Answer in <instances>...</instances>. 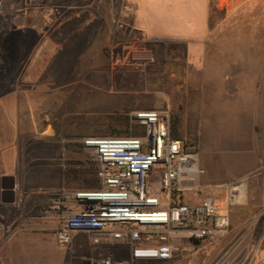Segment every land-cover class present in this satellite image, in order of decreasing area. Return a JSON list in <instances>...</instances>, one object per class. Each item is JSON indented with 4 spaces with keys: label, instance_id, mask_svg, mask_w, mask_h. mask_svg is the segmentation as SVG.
<instances>
[{
    "label": "rangeland",
    "instance_id": "374dc122",
    "mask_svg": "<svg viewBox=\"0 0 264 264\" xmlns=\"http://www.w3.org/2000/svg\"><path fill=\"white\" fill-rule=\"evenodd\" d=\"M215 103L238 109L212 116ZM148 110L178 116L185 144L210 154L228 135L217 124L228 129L239 113L236 149L251 150L247 137L261 157L246 199L226 237L177 240L175 257L253 264L264 244V0H0V179L16 184L0 209V264L105 255L89 242L57 244L43 227L51 197L75 174L96 188L84 140L131 135L129 114Z\"/></svg>",
    "mask_w": 264,
    "mask_h": 264
},
{
    "label": "built area",
    "instance_id": "2783aa9c",
    "mask_svg": "<svg viewBox=\"0 0 264 264\" xmlns=\"http://www.w3.org/2000/svg\"><path fill=\"white\" fill-rule=\"evenodd\" d=\"M129 117L144 133L85 139V149L96 155L97 187L62 190L46 218L58 224L54 238L62 248L88 235L95 247L129 244L131 259L121 264H180L176 239L207 242L229 234L231 211L245 201L250 176L225 187L222 205L213 198L188 204L184 196L203 189L198 150L172 137L168 110L138 111ZM4 220L0 216V232ZM154 240L159 244H145ZM91 264L114 263L105 258ZM253 264H264V244Z\"/></svg>",
    "mask_w": 264,
    "mask_h": 264
},
{
    "label": "crops",
    "instance_id": "0c3cea01",
    "mask_svg": "<svg viewBox=\"0 0 264 264\" xmlns=\"http://www.w3.org/2000/svg\"><path fill=\"white\" fill-rule=\"evenodd\" d=\"M216 104V103H215ZM230 106L222 105L217 103L215 106H212V113L211 115H218L224 114L223 109H238V104H234ZM237 117L233 116V113L228 114V119L230 121L229 128H224L219 123L217 127H221V129L227 132V137L223 138L220 141L224 144V148H220L219 151L212 152H200V166L203 170V175L200 178L201 186L203 187L202 190L198 192H190L184 196V201L188 204H200L205 198H213L216 204L222 205L223 198L222 194L225 191V187L229 184L245 177L249 176V173L252 172L256 163H259L261 160L260 156L254 155L253 143L250 142V138L245 137L243 140L244 142L251 146V150L245 153H241L236 149L237 144L239 141L242 142V139L237 137V132L239 131V126L241 124V120L239 113H236ZM224 125V124H223ZM234 126V128L231 127ZM226 126V125H225ZM248 128V129H247ZM182 129V125H181ZM220 129V130H221ZM247 129V136H251L248 134V130H252L250 127H246ZM219 130V128H218ZM184 136H182L181 130V139L183 141ZM186 139V138H184ZM249 141V142H248ZM184 142V141H183ZM185 143V142H184ZM251 143V144H250ZM187 145V144H186ZM190 146V145H188ZM193 147V146H192ZM255 147V145H254ZM199 152V151H198ZM3 190V185H0V191ZM56 195L52 196L51 199ZM52 203V202H51ZM7 202L0 199V209L4 211ZM39 226V225H36ZM43 227L51 229L54 233L58 227V224L54 221H50L45 224ZM178 239L175 240V242ZM83 241L89 242L91 245V241L88 235H80L75 242ZM182 241V240H181ZM185 242V246H187V241ZM146 245L155 246L158 245L159 242L154 240L152 242L145 243ZM104 249L105 255L100 257L95 256H88L86 264H91V262H101L105 258H110L114 264H121L123 262H127L131 259V247L129 244L126 243H117L113 245H105L100 246ZM180 264L181 260L176 258ZM136 264H153V262H145V261H138Z\"/></svg>",
    "mask_w": 264,
    "mask_h": 264
},
{
    "label": "trees",
    "instance_id": "16d2710c",
    "mask_svg": "<svg viewBox=\"0 0 264 264\" xmlns=\"http://www.w3.org/2000/svg\"><path fill=\"white\" fill-rule=\"evenodd\" d=\"M144 133L143 128L139 125H136L134 127V132L132 135H142ZM171 135L174 139H181V119L173 115L172 121H171ZM79 179L78 174H75L73 178H71L69 181L66 182L67 188L69 189H88L83 187L81 184H78L76 181ZM75 182L77 184H75Z\"/></svg>",
    "mask_w": 264,
    "mask_h": 264
},
{
    "label": "flooded vegetation",
    "instance_id": "af4514ba",
    "mask_svg": "<svg viewBox=\"0 0 264 264\" xmlns=\"http://www.w3.org/2000/svg\"><path fill=\"white\" fill-rule=\"evenodd\" d=\"M0 185H3V190L0 191V199L12 204L15 202V178L13 176H2Z\"/></svg>",
    "mask_w": 264,
    "mask_h": 264
},
{
    "label": "water",
    "instance_id": "95a60500",
    "mask_svg": "<svg viewBox=\"0 0 264 264\" xmlns=\"http://www.w3.org/2000/svg\"><path fill=\"white\" fill-rule=\"evenodd\" d=\"M31 0H28V2H30Z\"/></svg>",
    "mask_w": 264,
    "mask_h": 264
}]
</instances>
